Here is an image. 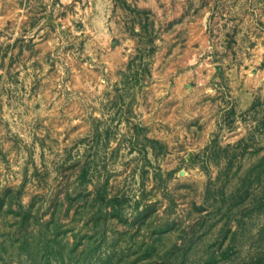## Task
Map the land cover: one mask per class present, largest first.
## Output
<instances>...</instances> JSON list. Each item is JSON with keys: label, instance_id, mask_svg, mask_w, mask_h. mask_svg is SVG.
<instances>
[{"label": "rangeland", "instance_id": "rangeland-1", "mask_svg": "<svg viewBox=\"0 0 264 264\" xmlns=\"http://www.w3.org/2000/svg\"><path fill=\"white\" fill-rule=\"evenodd\" d=\"M0 264H264V0H0Z\"/></svg>", "mask_w": 264, "mask_h": 264}]
</instances>
